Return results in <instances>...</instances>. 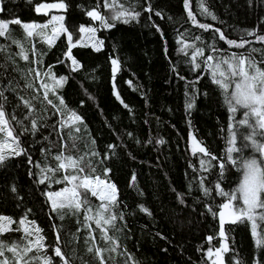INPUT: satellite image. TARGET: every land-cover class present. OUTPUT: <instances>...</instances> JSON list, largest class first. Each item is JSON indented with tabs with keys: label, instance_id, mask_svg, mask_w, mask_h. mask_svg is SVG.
<instances>
[{
	"label": "trees",
	"instance_id": "obj_1",
	"mask_svg": "<svg viewBox=\"0 0 264 264\" xmlns=\"http://www.w3.org/2000/svg\"><path fill=\"white\" fill-rule=\"evenodd\" d=\"M0 1L1 18H18L22 23L46 20L51 12L38 13L36 6L44 1L60 2ZM185 2L134 0L140 12L137 19L128 23L110 21L114 27L102 28L86 11L99 3V11L110 16L103 8L104 0H64L67 9L57 11L64 13L65 26L74 40L80 35V26L88 25L98 28L104 42L99 51L87 44L72 48V57L80 65L76 71L65 55V34L49 45L38 36L27 37L22 24H11V39L0 37V46L6 48L0 51V104L23 149V154L9 155L0 163V216L16 221L11 225L0 221L12 229L0 234V240L9 245L18 242L23 248L29 240L42 236L44 247L36 250L32 244L33 251L28 253V257H40L32 264H44L45 255L53 258L52 264H63L54 256L55 247L61 248L69 264H100L96 248L104 249L105 264H213L208 249L224 243L229 251L223 252V264L264 260V248L256 246L250 222L226 223L227 239L219 235V217L213 212L219 211L226 198L217 194L215 185L220 182L225 191L232 192L241 179V172L225 160V155L229 125L242 119L244 110H238L233 119L223 90L213 82L211 70L204 64L208 55L218 60L253 48L257 49L252 53L257 61L264 57V43L245 36L247 32L264 34V0H187V7ZM149 5L152 11H145ZM189 11L198 23L211 27H198ZM216 29L228 39L245 37L251 44L243 49L229 47L219 39ZM12 40L22 42L27 61L18 55L20 48ZM185 44L204 49V56L197 57L200 69L194 70L191 63L193 47L186 49L188 55L181 52ZM212 47L222 51L212 52ZM113 58L119 62L115 76ZM49 68L57 79L67 77L55 93L49 77L35 74ZM42 82L49 84L48 99ZM193 96L189 109L187 104ZM60 98L64 105H60ZM73 112L82 123L75 121ZM32 121L37 124L35 131ZM235 130L245 132L244 128ZM193 137L218 159L193 154ZM59 154L85 157V164H90L85 172L92 176L105 178L104 169H110L106 179L116 185L118 199L112 211L122 216L115 227L97 226L95 212L101 201L90 194L87 200L92 212L85 208L78 212L69 208L53 211L47 192L70 186L54 180L75 173L62 169L47 173L51 180L43 184L38 181L41 167L55 168ZM243 155L259 154L246 148ZM221 162L227 165L223 178ZM205 188L211 190L209 195H205ZM25 216L33 222L28 225L30 231L41 230L28 238L22 229L15 230ZM105 235L113 239L106 240ZM209 236L214 238L209 241ZM114 246L115 251H108ZM11 255L5 253V257Z\"/></svg>",
	"mask_w": 264,
	"mask_h": 264
},
{
	"label": "snow or ice",
	"instance_id": "obj_2",
	"mask_svg": "<svg viewBox=\"0 0 264 264\" xmlns=\"http://www.w3.org/2000/svg\"><path fill=\"white\" fill-rule=\"evenodd\" d=\"M187 7V0L185 2ZM59 8L67 9V4L64 3V0H60L59 3L54 4H40L37 6L36 11L38 13L44 12L47 15V9ZM100 5L97 3L93 5L91 10L86 11V15L91 17L94 21H99V27L102 28H111L115 24L110 21H122L123 23H128L131 20H135L140 16V12L137 10L134 0H104L103 8L107 9L111 15L105 16L99 11ZM3 9H0L2 11ZM145 11H152L151 6L149 5L144 9ZM207 11V9H205ZM157 16H160L159 12L155 13ZM189 17L193 20L194 24H197L198 27L208 30L211 26L198 23L191 11L188 12ZM208 15L212 13L208 12ZM215 19V16H212ZM64 16L53 15L50 20L46 23H22L20 19H13L11 21L0 20V37L11 39L12 33L10 31V25L16 24L21 25L26 32V36L31 38L38 36L41 39L47 40L49 45L54 44L55 40L59 38L60 34H65L68 42V49L65 53L66 57L71 60L72 70L76 71L80 68L78 61L72 57V48L77 46H84L82 41L83 37H79L74 41V35L64 24ZM50 30V34H49ZM98 31L97 27L89 26L85 27L80 26V33H88L89 41L97 51L103 46V41L98 40L95 37L96 32ZM219 32V39L224 40L229 47H235L238 49H243L246 45L251 44V41L247 40L245 37H241L239 41L231 40L225 37L224 33L219 29L215 30ZM245 36L255 37L257 42L264 43V34L257 35L255 32H247ZM195 40H199L200 37H193ZM12 43L17 44L20 48V55L24 60H28V55L26 54L23 44L20 41L12 40ZM183 43V42H182ZM188 47H193V52L191 54V63L193 68L200 69L201 64L197 62V57L204 56V49L195 47L192 45L185 44L180 50L185 55H188L186 49ZM0 51H6V48L0 46ZM212 52H220L222 50L212 47ZM257 49L253 48L251 52H234L231 55L221 56L218 60L212 55L204 57V64L211 70L212 80L217 84L224 92L225 101L228 105V109L233 113V119L235 120V114L238 110L243 109L242 116L243 118L236 121L235 125H229L230 138H229V147L227 148L225 160L231 163L232 166L236 167L241 172V179L239 180L238 186L232 191L227 192L221 187L220 182H217L215 185V190L217 194L225 197L226 202L219 205V211L213 212V215H218L220 222V232L219 235L222 238L227 239L224 226L226 223L235 224L237 222L248 221L251 223V232L255 238L256 246L259 248H264V57L260 61L252 55L253 52H256ZM214 61V63H209ZM113 65V74L119 69V62L116 58L111 60ZM35 71V70H30ZM36 77L41 75L49 77L52 81L53 88L52 91L55 93L56 88H60L66 82L67 77L61 76L58 79L51 72V68L48 71L43 73L36 71ZM184 77H181L183 79ZM199 79V77H197ZM32 84H29L28 87H32ZM41 87L44 88V97L48 99L49 93V84L47 82H42ZM231 89V90H230ZM3 96V93L0 92V97ZM6 99V97H5ZM194 99V96L190 98L187 107L191 109L193 104L191 100ZM48 103L51 104L52 101L49 99ZM60 105H64L62 98L59 100ZM55 106V105H54ZM5 111L3 110V105L0 104V133L7 134L8 137H13V131L10 130L9 121L5 118ZM74 117L75 121H80L82 123V118L76 113L71 114ZM15 119V117H11ZM236 128H244V133H238ZM32 130H37L36 121H32ZM79 131L77 127L75 129ZM27 131V129H25ZM16 139V138H14ZM242 141V145L238 143ZM159 143H164L163 140H160ZM193 143V154L197 152L203 153L205 156H209L210 159H218L213 156L206 147L202 146L195 137L192 140ZM75 145H73L74 147ZM110 148L115 146L110 145ZM249 148L255 153H258V156H245L243 155L244 149ZM12 155L23 154V149L19 147V140L16 139L15 149L11 153ZM96 155V153H92ZM6 159L4 154H0V163ZM55 160L58 161V164L55 168H50L47 165L41 167V178L38 181L43 184L46 180H51L52 178L47 175L49 172H58L62 169H72L73 173L70 175H65L62 179H55L54 182L57 184L65 183L71 185L70 187H64L59 191H49L47 192V197L51 201V206L53 211H59L64 208L72 209L74 212L80 211L82 208H85L87 211L92 212L93 209L88 205V194L92 197H98L101 201L95 212V222L98 227L102 225H110L115 227V221L122 216L118 217L112 210L118 205L117 199V189L116 185L107 181L106 177L110 169H104L103 175L104 179L101 176L96 175L92 176L85 172L86 167H90V164H85V157H73L72 155L59 154L55 157ZM31 163V158H29ZM201 164H204V161H201ZM39 167V165H37ZM226 163L221 162L219 168L221 171V178H223L224 172L226 171ZM92 172L95 169L91 170ZM135 177H133V180ZM15 190V189H13ZM108 191L109 195H104V192ZM210 189L205 188V195L210 194ZM242 203H239L241 202ZM145 212H148V209H142ZM208 210L211 212L212 208L209 207ZM150 214V213H149ZM91 217H85L89 219ZM63 219V215H61ZM0 221L5 222L7 225H11L16 221H13L9 217L0 216ZM20 227L15 229L17 231L23 230L25 233V238L33 236V233H39L41 230L35 228L29 230L28 225L33 223L27 220V217H23L18 221ZM12 229L0 225V234H3L6 231ZM106 231V229H105ZM106 240L111 241L113 238L105 235L103 237ZM214 237L209 236L208 240L211 241ZM60 237L57 235V241ZM94 239V237H93ZM32 244H35L36 250H39L44 247L43 237L36 236V239L29 240L28 244L24 245L21 248L18 242H14L9 245L7 242L0 240V264H32L33 260H39L40 257H28V253L33 251L31 247ZM116 247L108 249V251H115ZM89 252L93 251V248L88 249ZM104 249L96 248L95 252L97 257L100 259V264H105L104 257L102 255ZM228 252L229 248L227 243L221 245L220 248L215 249V254L217 259L220 258L221 253ZM11 253V257H5V253ZM213 255V249H208V256L211 258ZM54 256L60 257L63 261V264H69V262L64 259V254L60 247L54 248ZM26 257H28L26 259ZM52 257H44V264H52ZM213 264H216V261H213ZM220 264H223L221 260ZM256 264H264V260L256 261Z\"/></svg>",
	"mask_w": 264,
	"mask_h": 264
},
{
	"label": "rangeland",
	"instance_id": "obj_3",
	"mask_svg": "<svg viewBox=\"0 0 264 264\" xmlns=\"http://www.w3.org/2000/svg\"><path fill=\"white\" fill-rule=\"evenodd\" d=\"M53 15H56V16H60V15H62V16H64V13H63V12H60V11H55V12H51V13H49V16L47 17V19H46V20H43L42 22L27 21V22H23V23H33V22H34V23H46V22H48V21L50 20V18H51ZM64 18H65V17H64ZM0 20L8 21V20H6V19L1 18V16H0ZM64 24H65V19H64ZM83 26H85V27H89L88 25H83ZM79 37H83V41H82L83 44H87V45L92 46L91 42L89 41V34H88V33H80ZM79 37H78V38H79ZM95 37H96V39H98V40H102V39L98 36L97 32H96V34H95ZM75 40H76V39H75ZM75 40H74V41H75ZM5 118H6V117H5ZM10 130L13 131V129H12L11 127H10ZM14 138L18 139V137H17V135L15 134L14 131H13V137H8L7 134H6V132H5V133H0V154H4L6 157L9 156V155H12L11 153H12L13 150L15 149V144H16V139H14ZM19 147H20V143H19ZM20 149H21V147H20ZM101 178H102V177H101ZM102 179H104V178H102ZM107 181H109L110 183H113V182L110 181V180H107ZM113 184H114V183H113ZM70 186H71V185H70ZM70 186H68V187H70ZM61 189H63V188H61ZM61 189H58V190H55V191H59V190H61ZM104 195H109L108 191H105V192H104ZM50 203H51V201H50ZM239 203H242V201L239 202ZM0 225H3V226H4V223H3V222H0ZM225 225H226V224H225ZM220 247H221V246H218V247H216V248H220ZM216 248L213 249V255H212V256H213V259H214L216 262H218V263H220L221 260L224 262L223 251H222V253H221L220 258L217 259L216 254H215V249H216Z\"/></svg>",
	"mask_w": 264,
	"mask_h": 264
},
{
	"label": "water",
	"instance_id": "obj_4",
	"mask_svg": "<svg viewBox=\"0 0 264 264\" xmlns=\"http://www.w3.org/2000/svg\"><path fill=\"white\" fill-rule=\"evenodd\" d=\"M54 3H59V2H53V1H49V2H47V1H44V2H42V3H40V4H54ZM40 4H38V5H40ZM37 5V6H38ZM37 6H36V8H37ZM0 9H1V1H0ZM57 11V10H62V9H59V8H51V9H47V13H49V12H52V11ZM40 13H44L43 11L42 12H40Z\"/></svg>",
	"mask_w": 264,
	"mask_h": 264
},
{
	"label": "bare ground",
	"instance_id": "obj_5",
	"mask_svg": "<svg viewBox=\"0 0 264 264\" xmlns=\"http://www.w3.org/2000/svg\"><path fill=\"white\" fill-rule=\"evenodd\" d=\"M225 242V241H224Z\"/></svg>",
	"mask_w": 264,
	"mask_h": 264
}]
</instances>
